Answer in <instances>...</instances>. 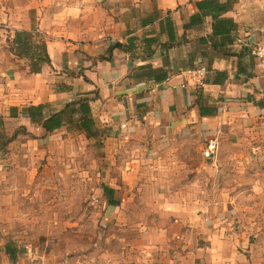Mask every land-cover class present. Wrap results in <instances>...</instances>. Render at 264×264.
<instances>
[{
    "label": "crops",
    "instance_id": "obj_1",
    "mask_svg": "<svg viewBox=\"0 0 264 264\" xmlns=\"http://www.w3.org/2000/svg\"><path fill=\"white\" fill-rule=\"evenodd\" d=\"M99 1L106 12L98 25L84 16L88 24L71 32L70 20L48 12L7 38L0 117L5 130L12 123L23 130L17 140H54L74 125L93 137L104 123L131 133L137 126L136 136L167 145L218 132L236 139L264 126V73L250 51L264 45V0ZM199 69L202 85L189 74ZM31 107L42 108L43 121L58 115L62 126L47 132L28 117ZM190 227L177 237L171 264H264L263 253L241 251L224 225Z\"/></svg>",
    "mask_w": 264,
    "mask_h": 264
},
{
    "label": "rangeland",
    "instance_id": "obj_2",
    "mask_svg": "<svg viewBox=\"0 0 264 264\" xmlns=\"http://www.w3.org/2000/svg\"><path fill=\"white\" fill-rule=\"evenodd\" d=\"M102 3L0 0V53L39 14L59 13L76 33L86 19L98 25ZM96 126L93 137L78 125L49 141L30 134L0 153V264H171L177 237L195 222L224 225L241 251L264 255V126L236 139L216 133L212 161L202 155L205 136L162 145L136 136L137 126Z\"/></svg>",
    "mask_w": 264,
    "mask_h": 264
},
{
    "label": "trees",
    "instance_id": "obj_3",
    "mask_svg": "<svg viewBox=\"0 0 264 264\" xmlns=\"http://www.w3.org/2000/svg\"><path fill=\"white\" fill-rule=\"evenodd\" d=\"M28 117L31 118L33 123L43 126L47 132H52L55 129H58L62 126L61 119L58 115L51 116L50 118L45 119L43 121L42 108L31 107L29 109ZM82 127L87 130L89 129L90 126H88L87 124H82ZM23 133L24 132L21 133L20 131H15L11 136H6L5 135V122L3 118L0 117V153L6 151L9 145L15 140H17L19 135ZM108 191L112 193L113 190L109 189ZM109 203L111 205L113 204L112 202H109Z\"/></svg>",
    "mask_w": 264,
    "mask_h": 264
},
{
    "label": "built area",
    "instance_id": "obj_4",
    "mask_svg": "<svg viewBox=\"0 0 264 264\" xmlns=\"http://www.w3.org/2000/svg\"><path fill=\"white\" fill-rule=\"evenodd\" d=\"M250 51L254 59L256 60L257 66L264 73V45H260V44L251 45ZM189 74H191V76L194 78L196 84L202 85L203 78L205 75L203 69L190 71ZM219 149H220V145L217 138L210 139L208 141L207 146L202 152L203 158L207 161L216 160V158H218L219 156Z\"/></svg>",
    "mask_w": 264,
    "mask_h": 264
}]
</instances>
